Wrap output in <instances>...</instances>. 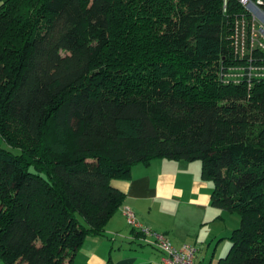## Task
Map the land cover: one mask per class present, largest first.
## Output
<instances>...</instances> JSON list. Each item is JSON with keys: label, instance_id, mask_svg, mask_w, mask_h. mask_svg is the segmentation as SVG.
<instances>
[{"label": "trees", "instance_id": "obj_1", "mask_svg": "<svg viewBox=\"0 0 264 264\" xmlns=\"http://www.w3.org/2000/svg\"><path fill=\"white\" fill-rule=\"evenodd\" d=\"M249 15L238 0L0 3V138L19 149L0 144V259L72 264L123 204L112 181L168 159L199 161L211 205L239 216L215 264H264V77L223 78Z\"/></svg>", "mask_w": 264, "mask_h": 264}, {"label": "crops", "instance_id": "obj_2", "mask_svg": "<svg viewBox=\"0 0 264 264\" xmlns=\"http://www.w3.org/2000/svg\"><path fill=\"white\" fill-rule=\"evenodd\" d=\"M200 167L193 161L154 159L133 165L129 177L112 184L124 192L122 206L132 209L139 224L164 234L174 246L194 245V264H215L229 248L224 239L233 223L211 205L213 185L201 178ZM121 207L103 235L85 238L72 264H164L151 237L129 225ZM0 264L5 263L0 259Z\"/></svg>", "mask_w": 264, "mask_h": 264}, {"label": "built area", "instance_id": "obj_3", "mask_svg": "<svg viewBox=\"0 0 264 264\" xmlns=\"http://www.w3.org/2000/svg\"><path fill=\"white\" fill-rule=\"evenodd\" d=\"M250 13L249 20L237 18L234 22L232 33V49L234 56L239 60L229 65L224 72V82L235 83L245 78L251 82L254 78L264 77V56L259 51H264V11L261 0H238ZM228 0H222L223 11L227 8ZM121 212L127 223L141 231L145 236L151 237L150 244L163 253L164 264H194L197 251L191 244L174 246L171 241L161 233L152 231L142 226L136 220L135 214L129 206H122Z\"/></svg>", "mask_w": 264, "mask_h": 264}, {"label": "rangeland", "instance_id": "obj_4", "mask_svg": "<svg viewBox=\"0 0 264 264\" xmlns=\"http://www.w3.org/2000/svg\"><path fill=\"white\" fill-rule=\"evenodd\" d=\"M0 144L2 147H5V148H8V149H12L15 153H18L19 152V149H16V148H10L1 138H0ZM195 163H200L199 161H193ZM225 214H226V223L228 224H231L233 223V225L230 227L229 229V232H228V236L230 235L231 231L236 228L238 225H239V216L237 213L233 212H228V211H225ZM227 243H228V239H224ZM228 249V248H227ZM227 253V250L224 252V255ZM223 255V256H224ZM196 256H198V254H196Z\"/></svg>", "mask_w": 264, "mask_h": 264}]
</instances>
